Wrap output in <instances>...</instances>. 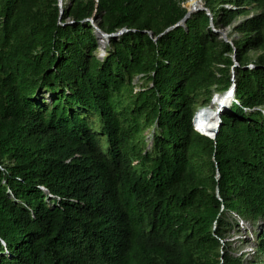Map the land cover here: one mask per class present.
Wrapping results in <instances>:
<instances>
[{"label": "trees", "instance_id": "obj_1", "mask_svg": "<svg viewBox=\"0 0 264 264\" xmlns=\"http://www.w3.org/2000/svg\"><path fill=\"white\" fill-rule=\"evenodd\" d=\"M186 1L69 0L61 16L0 0V264H242L219 238L227 212L264 221V0H202L211 17L177 24ZM253 2L242 37L218 40L211 21ZM90 18L123 30L103 58ZM200 100L214 138L193 127Z\"/></svg>", "mask_w": 264, "mask_h": 264}, {"label": "rangeland", "instance_id": "obj_2", "mask_svg": "<svg viewBox=\"0 0 264 264\" xmlns=\"http://www.w3.org/2000/svg\"><path fill=\"white\" fill-rule=\"evenodd\" d=\"M69 0H58L57 6L60 9V15L62 16L63 7L65 3H68ZM199 3L196 0H193L197 5H202L203 10L211 17V14L208 12V8L204 6L202 0H198ZM190 0L186 1L184 3V6L188 9V3ZM196 6V5H195ZM234 7V6H233ZM246 12L239 14L233 19V22L228 26H221L217 27L215 26L212 21L210 23V27L215 33V36L218 40H225L228 43L233 45V41L237 40L242 37V33L235 30V26L240 24L242 21H244L247 18L253 17L256 14L260 13V8L253 2L251 4H248L245 6ZM197 11L196 9L191 11L190 13H193ZM90 24L95 28V36L97 38L98 47L95 51V54L99 58H103L106 54V47L109 45V37L105 35L104 33L98 30V27L95 25V22L90 18L88 19ZM120 31L117 32L116 35H119ZM103 35V36H102ZM105 36V37H104ZM260 53L259 49H250L247 53V67L253 66V63L255 62V59L257 55ZM232 59L235 61V65L238 63L233 55ZM231 79L234 78L233 75V69H231ZM136 84V88L141 83V80L139 77H135L134 81ZM231 86V85H230ZM228 88H231V87ZM227 88V89H228ZM224 91V90H223ZM222 92L219 90H215L212 88V103L218 104L219 102H223L224 106L227 105V100L231 98L230 94H227L226 96H219L218 93ZM43 98L48 101L49 100V93L44 92ZM234 100V99H233ZM200 100L197 104L196 110L200 108V110L197 112L195 110V113L193 115L192 124L195 122L194 117L202 123L201 127L198 128L199 131H201L204 134H211L212 131L216 129V120L212 117V111L208 109L207 106H204ZM229 111V108L227 109ZM196 115V116H195ZM153 129H147L146 130V147H149L150 145V137L152 134ZM226 220L228 222L226 228L224 231H222V237L219 238V251H225L227 254L235 257H239L242 261V264H264V261H260L262 256L259 253L258 250V233L261 231V229L264 228V221L261 218L258 219H252L251 217H244L240 216L235 212H227L226 213ZM263 259V258H262Z\"/></svg>", "mask_w": 264, "mask_h": 264}, {"label": "water", "instance_id": "obj_3", "mask_svg": "<svg viewBox=\"0 0 264 264\" xmlns=\"http://www.w3.org/2000/svg\"><path fill=\"white\" fill-rule=\"evenodd\" d=\"M203 10L204 8H203V6L202 5H194V6H192V7H189L188 9H187V12H186V14H185V16L177 23V24H179L181 21H184L189 15H190V12L191 11H193V10ZM209 12V11H208ZM210 13V12H209ZM176 24V25H177ZM175 25H173L172 27H174ZM98 30L99 31H101L99 28H98ZM120 31V33L123 31V30H119ZM119 31H117V32H119ZM103 32V31H102ZM117 32H114V33H111V34H108V33H104L105 35H107V36H112V35H116L117 34ZM150 33V32H149ZM237 65V64H236ZM231 90H232V94L234 95V91H235V83L233 82L232 84H231ZM217 124H218V127H219V124H220V117H218L217 118ZM218 127L212 132V135H211V137L212 138H214V136H215V134H216V132L218 131ZM197 128V127H196ZM197 130H198V128H197ZM201 132V131H200ZM210 136V135H209Z\"/></svg>", "mask_w": 264, "mask_h": 264}, {"label": "bare ground", "instance_id": "obj_4", "mask_svg": "<svg viewBox=\"0 0 264 264\" xmlns=\"http://www.w3.org/2000/svg\"><path fill=\"white\" fill-rule=\"evenodd\" d=\"M194 5H197V4H196L195 2H193V0H190V2L188 3V6H189V7H192V6H194ZM102 36H103V35H102ZM104 37H105V36H104ZM229 94H230V96H232V93H231V92H230ZM218 106H219V107H223V106H224L223 102H219V103H218ZM216 114H217V112L212 113V117L216 120L215 123H216V128H217V127H218V124H217V123H218V122H217L218 120H217ZM201 124H202V123H200V125H201ZM197 128H200V126H199V127L197 126Z\"/></svg>", "mask_w": 264, "mask_h": 264}, {"label": "clouds", "instance_id": "obj_5", "mask_svg": "<svg viewBox=\"0 0 264 264\" xmlns=\"http://www.w3.org/2000/svg\"><path fill=\"white\" fill-rule=\"evenodd\" d=\"M193 127H194V124H193ZM198 133H200V131L199 130H197V128H194ZM201 134V133H200Z\"/></svg>", "mask_w": 264, "mask_h": 264}, {"label": "built area", "instance_id": "obj_6", "mask_svg": "<svg viewBox=\"0 0 264 264\" xmlns=\"http://www.w3.org/2000/svg\"><path fill=\"white\" fill-rule=\"evenodd\" d=\"M193 124H194V126L196 127L195 122H194Z\"/></svg>", "mask_w": 264, "mask_h": 264}]
</instances>
